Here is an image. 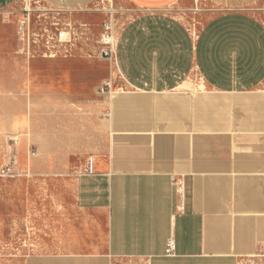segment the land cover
<instances>
[{"label": "crops", "instance_id": "obj_1", "mask_svg": "<svg viewBox=\"0 0 264 264\" xmlns=\"http://www.w3.org/2000/svg\"><path fill=\"white\" fill-rule=\"evenodd\" d=\"M15 1L0 0V10ZM40 1L72 11L96 0ZM116 1L133 10L116 37L121 84L105 105H86L107 112L105 146L62 178L69 201L55 199L20 264H239L264 255V24L248 9L259 0H207L213 12L194 35L174 14L192 0ZM9 99L0 125L13 133L20 99ZM67 155L22 157L21 166L64 175Z\"/></svg>", "mask_w": 264, "mask_h": 264}, {"label": "rangeland", "instance_id": "obj_2", "mask_svg": "<svg viewBox=\"0 0 264 264\" xmlns=\"http://www.w3.org/2000/svg\"><path fill=\"white\" fill-rule=\"evenodd\" d=\"M248 9L264 24V0ZM212 12L207 0H192L188 9H174L190 32L197 31ZM132 13L116 0H96L72 11L50 8L40 0H16L0 10V117L10 105L8 98L20 99V123L11 122L13 133L0 125V167L16 166L13 178L0 177V264H20L54 217L55 199L69 201L62 178L77 172L81 162L105 146L107 112L86 105H105L121 83L113 64L99 58L98 40L104 22L112 19L117 35ZM45 42L53 46L54 58L43 57ZM23 78L24 94L19 85ZM104 81L111 83V89L102 93ZM196 83V90L203 91ZM53 103L62 106H50ZM30 151L35 153L30 158L46 156L45 163H55L58 153L68 154L67 172L23 170L21 159H28ZM50 153L53 157L48 158ZM239 264H264V255L244 258Z\"/></svg>", "mask_w": 264, "mask_h": 264}, {"label": "built area", "instance_id": "obj_3", "mask_svg": "<svg viewBox=\"0 0 264 264\" xmlns=\"http://www.w3.org/2000/svg\"><path fill=\"white\" fill-rule=\"evenodd\" d=\"M109 11L111 12V10ZM24 24L25 22L23 21L20 26V29L22 30L21 31L22 35H23L22 27ZM191 33L194 35V32H191ZM116 37L117 35L115 34L113 20L109 19L108 21L104 22L102 25L101 34L98 40V45H99L98 55H99V58L108 60L112 64L114 63V58H115ZM45 44H47L48 46L47 45L45 46L47 51L44 52L43 57L54 58L56 53L53 49V46H50L49 42H45ZM28 50H29V46H28ZM110 89H111V83L109 81L107 82L104 81L100 88V92L102 93L107 92ZM34 155L35 153L33 151H30L29 156H34ZM89 169H90L89 167L84 169V173H89L90 171ZM14 176H15V169L12 164H7L3 166L2 168H0V177L13 178ZM173 183L176 188V191L178 192L179 189L181 188V182L177 181L174 178ZM173 252H174V243H173V240L170 239L166 242L165 254L167 256H171Z\"/></svg>", "mask_w": 264, "mask_h": 264}, {"label": "bare ground", "instance_id": "obj_4", "mask_svg": "<svg viewBox=\"0 0 264 264\" xmlns=\"http://www.w3.org/2000/svg\"><path fill=\"white\" fill-rule=\"evenodd\" d=\"M200 86H201V88H203V84H202V83H201V85H200Z\"/></svg>", "mask_w": 264, "mask_h": 264}]
</instances>
